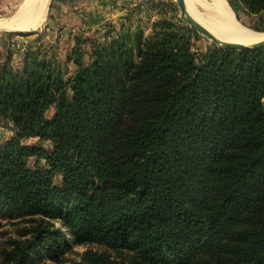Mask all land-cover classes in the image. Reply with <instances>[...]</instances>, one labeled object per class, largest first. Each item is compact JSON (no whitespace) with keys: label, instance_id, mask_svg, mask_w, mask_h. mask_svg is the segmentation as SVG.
Masks as SVG:
<instances>
[{"label":"trees","instance_id":"16d2710c","mask_svg":"<svg viewBox=\"0 0 264 264\" xmlns=\"http://www.w3.org/2000/svg\"><path fill=\"white\" fill-rule=\"evenodd\" d=\"M228 3L264 31V0ZM174 17L148 35L121 29L89 62L77 52L66 80L31 46L21 70L0 69V115L16 129L0 144V211L32 221L7 264L85 243L102 249L83 264H264V47L197 61Z\"/></svg>","mask_w":264,"mask_h":264},{"label":"rangeland","instance_id":"374dc122","mask_svg":"<svg viewBox=\"0 0 264 264\" xmlns=\"http://www.w3.org/2000/svg\"><path fill=\"white\" fill-rule=\"evenodd\" d=\"M114 1L48 0L45 19L38 27L28 30L0 29V69L8 66L13 70H21L26 49L31 46L37 51L39 57H44L49 62L52 69L61 71L66 80L76 72L75 57L77 52L82 53L84 62H89L93 58L92 48L94 45L110 40L123 28L135 30L140 27L144 30V34L148 35L154 21L171 18L174 15L179 17V9L175 0H122L120 3L117 0V3ZM226 1L228 2V0ZM18 2L20 0H0V16H6ZM122 7H126L123 12L120 11ZM199 8L202 10L201 7ZM262 16L264 21V10ZM85 17H89V19ZM237 19L252 29H254L252 25L257 23L256 16L243 12L239 13ZM174 20L177 18L174 17ZM180 23L191 29L189 31L191 50L195 51L197 61L206 50L218 46L205 35L192 29L181 18ZM29 30L34 32L25 34L30 32ZM54 111L55 106L51 104L45 110V116L50 118ZM15 131L13 122L0 115V144L5 145ZM22 142L41 145L46 149L52 147L50 140L40 139L38 136L24 138ZM35 161V156L28 158L30 166H35ZM43 164L44 159H40L38 165L42 166ZM29 219V215H21L8 210L0 211L1 264H7L5 251L11 249L13 239L22 237L21 232L31 225L32 221ZM87 249L96 250L102 249V247L90 243L74 244L71 250L58 260H45L39 264H83L80 254Z\"/></svg>","mask_w":264,"mask_h":264},{"label":"bare ground","instance_id":"6f19581e","mask_svg":"<svg viewBox=\"0 0 264 264\" xmlns=\"http://www.w3.org/2000/svg\"><path fill=\"white\" fill-rule=\"evenodd\" d=\"M48 0H20L6 16H0V29L28 30L45 19ZM189 14L208 28L219 40L252 43L264 38V31L240 22L226 0H185ZM202 10H200V8Z\"/></svg>","mask_w":264,"mask_h":264},{"label":"water","instance_id":"95a60500","mask_svg":"<svg viewBox=\"0 0 264 264\" xmlns=\"http://www.w3.org/2000/svg\"><path fill=\"white\" fill-rule=\"evenodd\" d=\"M175 2L179 9V17L192 29L196 30L197 32L211 39L214 43L218 45V47L223 49L230 48V49H245V50L264 47V38L252 43L219 40L208 28H206L203 24H201L197 19H195L191 14L188 13L185 5V0H175Z\"/></svg>","mask_w":264,"mask_h":264},{"label":"crops","instance_id":"0c3cea01","mask_svg":"<svg viewBox=\"0 0 264 264\" xmlns=\"http://www.w3.org/2000/svg\"><path fill=\"white\" fill-rule=\"evenodd\" d=\"M101 1H103V0H101ZM117 1H119V3H120L122 0H117ZM123 1H125V0H123ZM114 3H117L116 0L114 1ZM124 9H126V7H125V8L122 7V8L120 9V11L123 12ZM121 12H120V14H121ZM112 16H113V14H112ZM85 18L89 19V17H85ZM91 18H92V19H95V18H93V17H91ZM105 18H108V17H105ZM87 19H86V23L88 22Z\"/></svg>","mask_w":264,"mask_h":264}]
</instances>
